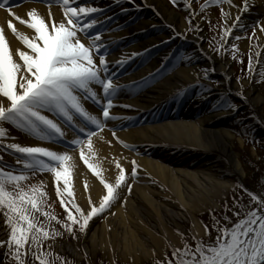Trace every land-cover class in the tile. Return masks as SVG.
<instances>
[{
    "label": "bare ground",
    "instance_id": "6f19581e",
    "mask_svg": "<svg viewBox=\"0 0 264 264\" xmlns=\"http://www.w3.org/2000/svg\"><path fill=\"white\" fill-rule=\"evenodd\" d=\"M234 1L239 6L245 2ZM246 3L248 10L242 13L244 18L240 23L244 25L260 19L259 25H264L260 0H246ZM81 5L105 10L95 18L103 22L99 34L102 41L110 46L106 60L110 72L116 73L113 82L133 85L151 79L136 87L124 88L113 100L116 105L130 107L110 109V114L120 119L109 120L98 136L93 137V153L89 159V163L109 182H114L117 175L115 165L119 162L125 169L127 183L132 185L131 192L123 187L119 199L102 214L99 224L95 217L90 221L86 234L77 233L78 239L55 242L53 247L61 252L69 251L79 258L77 242L89 239L90 247H84L85 255L99 250L111 262L117 258L130 260L129 264H139L150 257L162 256L165 250L178 248L186 225L194 236H199L203 223L202 218H197L198 214L217 208L227 192L236 187V177L244 176L238 153L234 150L233 111L214 108L224 100L227 92L237 93L239 85L231 79L229 59L224 55L215 57L207 45L201 43L204 37L202 22L195 15L193 31L187 35V23L181 11L170 7L165 0H134V3L126 0L119 3L115 0H80L74 6ZM9 7L24 19H27L29 10L36 9L46 23L49 22V14L56 22L63 16L57 0H15ZM179 8L188 14L193 13L191 7L185 8L184 0H179ZM226 12L231 18L228 19L229 26L237 15H241L227 4ZM10 18L18 31L28 36L34 33L14 17H9L5 9H0V27L5 29L10 52L17 62L22 63L16 50L26 48L7 29ZM196 25H199L198 30ZM260 39L263 43V35ZM178 46L185 47V56L181 64L171 71L165 60ZM120 60L126 63L117 66L116 62ZM257 62L256 57L253 66ZM198 69L207 71L208 75H221L220 86L202 79ZM247 94L259 108L264 100L259 89L252 85ZM85 107L100 115V110L90 102H85ZM5 127L8 136L15 137L14 140H4L5 144L65 151L63 144L42 142L10 125ZM256 130L264 132V126L257 124ZM65 131L67 139H72V133ZM112 131H115V137ZM237 140L242 144L241 137ZM119 141L129 147H123ZM0 154L7 164H14L15 156L2 151ZM69 154L75 164L69 169V189L74 193L75 202L87 210L89 195L98 205L104 194L102 185L79 159L78 149H69ZM133 160L139 166L136 179L130 177ZM44 177L46 186L51 187L54 181L52 173L47 172ZM59 186L63 191V180ZM2 236L0 228V240Z\"/></svg>",
    "mask_w": 264,
    "mask_h": 264
},
{
    "label": "snow or ice",
    "instance_id": "6c2138e0",
    "mask_svg": "<svg viewBox=\"0 0 264 264\" xmlns=\"http://www.w3.org/2000/svg\"><path fill=\"white\" fill-rule=\"evenodd\" d=\"M14 2L15 0H0V9H5L9 17H14L20 25L26 26L34 34L28 36L18 31L13 19H8L7 29L26 48L16 50L19 61H22L20 63L13 58L6 41L5 29L0 27V151L15 156L16 165H22L17 168L16 165L7 164L0 154V214L3 215L8 233L6 240H0V248L6 247L4 255L16 264H27L28 256L39 264H70L51 251L56 238L63 235L52 227L51 222L55 220L72 238L78 239L77 233L86 234L90 221L103 214L119 199L123 187L131 192L132 185L127 183L125 169L119 162L115 165V180L109 182L89 163V159L93 153V137L98 136L109 120L120 119L111 115L110 109L130 107L116 105L113 100L124 88L147 83L151 77L133 85L113 82L116 73L110 72V65L106 60L110 46L102 41L99 34L103 22L95 18L96 14H103L104 9L74 6L80 0H57L61 4L63 16L56 22L49 14V22L46 23L36 9L27 12V19L17 15L9 7ZM115 2L119 3L120 0ZM126 2L134 3V0ZM177 2L178 0H173L174 4ZM184 3L186 9L190 7L189 0H184ZM224 3L235 7L232 0H206L201 10ZM247 10L245 0L238 8L241 15H237L230 26L227 24L230 14L221 10V16L225 20L220 37L222 42L226 41L235 28L243 30L244 26L240 21L242 13ZM193 15L190 13L188 17L190 25ZM196 29H199V25H196ZM260 31L264 32V27ZM248 39L251 40V37ZM85 40L86 43L83 42ZM232 50L233 53L237 51L236 45H233ZM217 51H227L224 43H221ZM116 63L119 66L126 61ZM252 63L250 56V72ZM205 75L207 76V71ZM85 102H90L99 109L100 115L90 112L85 107ZM214 108L236 110L224 100L214 105ZM5 125L42 142L63 144L65 151L42 146H22L18 143L5 144L6 139H15L8 136ZM65 130L72 133V139H67ZM112 135L116 136L115 131H112ZM119 142L123 147H129L127 143ZM69 149L79 150V159L102 185L104 194L98 205L89 195L87 210L75 202L74 193L69 189V169L75 166ZM131 163L130 177L136 179L139 166L134 160ZM16 172L20 174H15ZM26 172L52 173L56 183V197L66 214L64 221L44 210L47 194L43 191V182L30 188L24 186L22 182L29 178L24 174ZM61 180L63 191L59 186ZM85 191H88L87 185ZM244 191L253 202L259 204L258 209L247 212L243 219H238L230 228H217L218 235L214 244L206 246L197 241L193 248L185 242L183 248H173L172 259L167 264H264V201L247 189ZM41 215L44 217L43 221L40 219ZM233 215L239 217L240 213L234 212ZM205 230L207 232V226ZM49 240L53 243H47Z\"/></svg>",
    "mask_w": 264,
    "mask_h": 264
},
{
    "label": "rangeland",
    "instance_id": "374dc122",
    "mask_svg": "<svg viewBox=\"0 0 264 264\" xmlns=\"http://www.w3.org/2000/svg\"><path fill=\"white\" fill-rule=\"evenodd\" d=\"M166 3L174 8L176 11H181L183 18L187 23V35L191 34L193 31V17L191 20V25L189 24L188 17L190 14L183 12L179 8V0L177 3H173V0H165ZM262 9L264 11V0H260ZM192 14L196 18L200 19L202 22V30L204 32V37L202 39V44L207 45V48L211 50L215 57L220 58L224 55L229 59V68L231 69L232 78L234 82L239 85L237 93L227 92L224 101L229 102L235 107V111L232 112L231 120L234 122V127L232 132L235 134L234 138V150L238 153L239 161L244 170L243 177H236L233 189H231L225 197L220 200L217 208L204 213L198 214L197 218H202V233L199 236H194L189 227L186 225L184 228L183 240L178 248H183L186 242L191 247H195L197 241H201L204 245L214 244L216 237L218 235L217 228L227 227L230 228L233 224L237 222L238 219H243L244 215L251 211L252 209H258L260 206L256 202L251 200V197L244 191L247 189L248 192L254 193L259 200L264 201V132L256 130L257 124L264 126V100L257 108L254 106L250 97H248L247 91L252 85H255L264 97V42H261L260 35L264 32L260 31V28L264 25L261 24V20L251 21L243 26V30L240 28H235L233 32L228 36L227 43L221 41V33L225 25V20L221 16V10L226 12V4H219L215 6H208L201 10V6L205 5L206 0H189ZM232 7L234 10H238L240 7L232 0ZM228 5V4H227ZM264 14V13H263ZM193 15V16H194ZM244 18V17H242ZM231 20V18H230ZM228 24V20H227ZM255 32V36H253ZM235 37H240V39H235ZM251 37V40L248 39ZM264 41V40H263ZM221 43H224L227 51L222 53L217 51ZM236 45L237 51L233 53L232 47ZM185 47L178 46L176 50H173L166 58V66L173 71L179 64H181L183 57L185 56ZM252 58V62L257 57V63L253 66L252 63V74L249 71V58ZM98 63V57H96ZM199 75L202 79L213 83L214 86H220L221 75L211 74L205 75L206 71L203 69H198ZM232 109V108H229ZM237 137L242 138V144L237 142ZM13 165H16V157ZM17 168L22 167V165H16ZM47 172H26L24 173L29 178L22 182L26 188H30L32 185H39L41 182L44 184L43 191L46 192V205L44 207L45 211H50L56 218L60 221L65 220V212L61 207L59 199L56 197V183L47 187L44 183L45 175ZM15 174H20L16 172ZM241 185L243 188H241ZM66 195V194H65ZM240 213L237 217L233 213ZM205 216V217H203ZM230 216L231 218H228ZM221 217V219L219 218ZM225 217L228 219L225 220ZM40 219L43 221L44 217L41 215ZM103 219L102 214L96 217V223L99 224ZM3 215L0 214V228L2 229V240L7 239V228L3 223ZM52 227L57 231L62 232L63 235L57 237L55 242L62 241H73L72 238L59 223L55 220L51 222ZM207 226V232L205 230ZM79 234V233H78ZM54 242V243H55ZM47 243H53L49 240ZM79 248L80 257L77 258L73 256L69 251H58L52 247L51 251L63 257L66 262L70 264H129L130 260L127 259H117L115 258L112 262L99 250L95 252H88L84 254V247H90L89 239L81 242H77ZM47 250L46 245L44 246ZM0 254L3 257L2 264H16L14 260L5 256L4 253L7 248H0ZM172 259V249L165 250L162 256L150 257L147 260L139 264H167L168 260ZM27 264H39L38 261H34L31 256L27 257ZM59 264V262H57Z\"/></svg>",
    "mask_w": 264,
    "mask_h": 264
},
{
    "label": "water",
    "instance_id": "95a60500",
    "mask_svg": "<svg viewBox=\"0 0 264 264\" xmlns=\"http://www.w3.org/2000/svg\"><path fill=\"white\" fill-rule=\"evenodd\" d=\"M1 261H2V256H1V254H0V264H2V262H1Z\"/></svg>",
    "mask_w": 264,
    "mask_h": 264
},
{
    "label": "trees",
    "instance_id": "16d2710c",
    "mask_svg": "<svg viewBox=\"0 0 264 264\" xmlns=\"http://www.w3.org/2000/svg\"><path fill=\"white\" fill-rule=\"evenodd\" d=\"M221 219V217H219Z\"/></svg>",
    "mask_w": 264,
    "mask_h": 264
}]
</instances>
